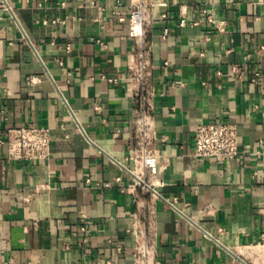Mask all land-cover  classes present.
<instances>
[{"label": "crops", "instance_id": "obj_1", "mask_svg": "<svg viewBox=\"0 0 264 264\" xmlns=\"http://www.w3.org/2000/svg\"><path fill=\"white\" fill-rule=\"evenodd\" d=\"M132 1L0 0V264H136L134 231L151 216L159 264H264V0L149 12L161 197L127 171L144 95ZM202 122L237 125L239 154L191 157ZM18 126L51 130L50 160L8 159Z\"/></svg>", "mask_w": 264, "mask_h": 264}, {"label": "built area", "instance_id": "obj_2", "mask_svg": "<svg viewBox=\"0 0 264 264\" xmlns=\"http://www.w3.org/2000/svg\"><path fill=\"white\" fill-rule=\"evenodd\" d=\"M95 6V0H83ZM164 5L162 0H133L132 11L129 17L130 36L140 44V52L130 65L131 79L137 89H141L143 105L138 116L133 120L137 135V148L130 157L134 163L128 173L136 178L133 188L143 187L160 196L150 181L158 167L164 168L168 164V156L155 148L157 137L154 127L153 106L149 101L151 92L147 91L149 80L152 77L153 64L150 59V49L145 40L144 25L149 12ZM119 21L125 19L117 14ZM210 22H214L209 17ZM181 26L186 27V19L181 20ZM167 32V31H166ZM70 51V47H68ZM149 95V96H148ZM194 148L191 157L204 162L214 160L225 162L239 154V129L233 123H199L193 128ZM6 144L8 146V159L10 161L43 162L51 158V130L41 126H18L6 131ZM120 181V179H118ZM107 187L110 184H105ZM158 184V186H162ZM161 197V196H160ZM177 210L175 203L168 202ZM153 214V213H152ZM148 228L145 232H135V259L136 264H159L156 260V234L152 216L149 218ZM86 234L89 230H85ZM89 264H100L92 262ZM107 264H112L108 262Z\"/></svg>", "mask_w": 264, "mask_h": 264}]
</instances>
